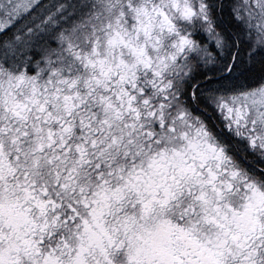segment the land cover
Listing matches in <instances>:
<instances>
[{
  "label": "snow or ice",
  "instance_id": "obj_1",
  "mask_svg": "<svg viewBox=\"0 0 264 264\" xmlns=\"http://www.w3.org/2000/svg\"><path fill=\"white\" fill-rule=\"evenodd\" d=\"M0 264H264V0H0Z\"/></svg>",
  "mask_w": 264,
  "mask_h": 264
}]
</instances>
